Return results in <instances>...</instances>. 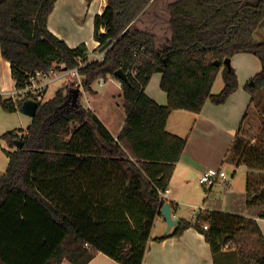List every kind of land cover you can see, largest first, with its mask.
Returning a JSON list of instances; mask_svg holds the SVG:
<instances>
[{
    "label": "trees",
    "instance_id": "16d2710c",
    "mask_svg": "<svg viewBox=\"0 0 264 264\" xmlns=\"http://www.w3.org/2000/svg\"><path fill=\"white\" fill-rule=\"evenodd\" d=\"M56 2L0 0L1 54L11 63L16 87L36 71L83 61L86 91L94 92L100 77L122 82L127 117L115 137L81 103L82 93L76 102L71 88L61 86L52 98L37 100L27 129L0 136L9 158L5 171L0 169V264H88L98 252L121 264H143L163 193L187 144L167 130L168 118L174 109L200 112L207 101L224 103L238 87L235 68L224 61L239 52L254 53L263 65L245 89L254 99L263 88L264 41L254 34L264 22V0H107L95 16L94 37L97 49L113 42L103 59L94 60L86 44L72 48L50 31ZM134 63H140L136 79L116 76ZM222 67L224 86L213 92ZM157 72L163 73L166 105L145 92ZM25 99L2 106L22 110ZM235 160L259 171L247 175L244 206L252 216L205 209L196 222L182 220L157 240L195 226L214 254L228 246L240 264H264V234L255 217L264 218L263 148L239 147Z\"/></svg>",
    "mask_w": 264,
    "mask_h": 264
},
{
    "label": "crops",
    "instance_id": "0c3cea01",
    "mask_svg": "<svg viewBox=\"0 0 264 264\" xmlns=\"http://www.w3.org/2000/svg\"><path fill=\"white\" fill-rule=\"evenodd\" d=\"M106 6L107 0H92L90 3L86 0H57L49 16L48 27L52 33L65 40L72 48L83 43L86 44L89 49V58L92 59L98 52H101L100 49H97L100 42L94 37L95 16L98 13H103ZM258 31L260 34L264 32L263 24L255 32L254 37H257ZM262 36L263 34H261V38ZM231 65L238 75V87L224 103L216 104L207 101L200 112L183 108L174 109L168 118L167 130L187 138L185 150L176 164L169 189L163 194L164 201L171 205L173 218H178L179 222L169 228L164 214L160 212L151 231L143 264H240L237 251L233 247H224L221 252L214 254L205 235L195 226L188 227L178 236H169L163 240L156 239L174 231L182 220L196 222L198 214L205 209L240 213L246 216L253 214L245 208L244 196L248 173L259 171L250 169L246 164L238 165L235 171L244 174L238 189L234 186L228 188L225 185L217 184L209 190H204L199 184L200 175L206 170L222 168L225 163L231 164L229 158L236 141L237 132L247 118L253 104V95L245 89V85L263 67L261 59L251 52L236 53L231 58ZM110 76L104 77L102 84L98 78L100 86L105 84ZM162 76V72L153 74L145 92L158 104L166 105L168 94L161 87ZM112 78L116 79L115 77ZM118 82L123 93L122 82L120 80ZM214 85L213 92H219L224 86L222 84L215 89ZM15 87L16 81L12 74L11 63L2 56L0 47V91L8 92L14 90ZM93 89L92 94L99 95L94 83ZM81 92L82 95L86 93L85 90ZM106 93L111 98L112 93L110 91ZM87 107L91 108L99 117L91 105ZM17 111L5 113L14 114ZM99 118L117 137L123 124L114 132L107 121ZM19 119L20 122H23L20 115ZM12 121L0 112V136L7 131L18 129L16 126L15 128L9 127L14 126L10 125ZM6 147V143L0 140V154L3 153L8 158L4 150ZM231 177L234 179V175ZM182 205L193 208L199 207L197 216L192 219L185 218L180 212ZM255 217L264 234V218ZM61 264L74 263L65 259ZM88 264L121 263L102 252H98Z\"/></svg>",
    "mask_w": 264,
    "mask_h": 264
},
{
    "label": "rangeland",
    "instance_id": "374dc122",
    "mask_svg": "<svg viewBox=\"0 0 264 264\" xmlns=\"http://www.w3.org/2000/svg\"><path fill=\"white\" fill-rule=\"evenodd\" d=\"M245 2H257L258 0H244ZM264 25V22L262 23ZM261 34H263L261 38ZM260 34V31L257 32L256 41H264V32ZM98 55V54H96ZM223 68L217 74L215 79L214 88L217 89L219 86L224 84V77H223ZM111 77V76H110ZM108 78L106 83L100 86L99 79L94 82V87L98 90L99 95L92 94V92L86 91L81 96V103H83L86 107L91 105L98 113L99 117L103 120L107 121L110 124V128L112 131L116 132L118 127L125 123L127 113L125 108V99L124 94L121 91V85L119 84L118 80ZM63 82H53L50 84L48 90L45 92L43 99L48 100L55 95L56 88L58 86L61 87ZM111 94V98L108 97L106 92ZM104 96V97H103ZM0 112L3 116L8 117L10 120H13L9 126L18 129H27L31 123V116L25 114L22 110H18L14 114L5 113L4 107L2 103L0 104ZM264 86L261 88L256 94L253 99V104L249 110L248 116L245 119L242 126L239 128L237 132L236 141L233 147V150L230 154V161L231 164L225 163L222 169L227 173V175L232 179L233 186L238 189L239 182L241 183L244 177V174L235 171L237 167L236 164V154L239 147H245L246 149L251 148L252 146H256L259 148H263L264 151ZM19 115L23 118V122H20ZM23 123V124H21ZM122 125V127H123ZM11 128V129H13ZM122 129V128H121ZM8 163V158L5 154H0V169L1 171H5L6 166ZM264 172V171H262ZM234 175V179L231 177ZM232 186V187H233ZM203 188V187H202ZM204 189V188H203ZM203 193H205V191ZM197 210L199 207L193 208L191 206L187 207L182 205L181 206V215L185 218L192 219L197 216Z\"/></svg>",
    "mask_w": 264,
    "mask_h": 264
},
{
    "label": "built area",
    "instance_id": "2783aa9c",
    "mask_svg": "<svg viewBox=\"0 0 264 264\" xmlns=\"http://www.w3.org/2000/svg\"><path fill=\"white\" fill-rule=\"evenodd\" d=\"M92 59H103L105 51L97 53ZM85 62H80L78 66L72 68H65L60 71H36L29 76L25 86L21 88L15 87L14 90L5 92L0 91V104L4 101L11 99L14 102L17 99H34V100H44L43 96L48 90L49 86L53 82H63L61 86H67L70 88H80L81 91L85 90L82 82V75L79 68L83 66ZM140 63H134L127 74H131L133 78H137V68ZM104 77H100V83L102 84ZM82 93V92H81ZM25 99V100H26ZM199 184L204 190H209L217 184L225 185L228 188H232V179L227 175V173L222 169H209L203 172L199 178ZM164 194V193H163ZM208 228V225H204Z\"/></svg>",
    "mask_w": 264,
    "mask_h": 264
},
{
    "label": "water",
    "instance_id": "95a60500",
    "mask_svg": "<svg viewBox=\"0 0 264 264\" xmlns=\"http://www.w3.org/2000/svg\"><path fill=\"white\" fill-rule=\"evenodd\" d=\"M113 42V39H109L103 46L100 47V51H105ZM225 64L228 65L229 67L231 66V58H226L225 59ZM215 64H220V62L218 60H215L214 62ZM116 76L123 79L126 82H129V76L127 74V72L123 69V68H119L118 70H116L115 72ZM70 94H72L73 92L75 93V97H76V102L80 96L81 93V89L80 88H73L70 89ZM37 108H38V101L34 100V99H26L23 104H22V110L25 114L33 117L35 116L36 112H37ZM16 146L18 148H22L24 146V142L21 140H17L16 141ZM160 211L164 214L167 223L169 225V228L176 225L179 222L178 218H173L172 216V210H171V205L169 202H165L161 208Z\"/></svg>",
    "mask_w": 264,
    "mask_h": 264
}]
</instances>
